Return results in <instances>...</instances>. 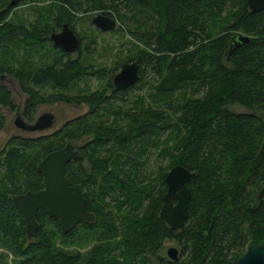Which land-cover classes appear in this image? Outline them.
I'll list each match as a JSON object with an SVG mask.
<instances>
[{
    "label": "trees",
    "instance_id": "obj_1",
    "mask_svg": "<svg viewBox=\"0 0 264 264\" xmlns=\"http://www.w3.org/2000/svg\"><path fill=\"white\" fill-rule=\"evenodd\" d=\"M22 1L0 6V104L14 107L2 81L10 74L25 95L22 118L32 119L45 100L83 102L88 110L45 134H12L0 149V242L17 256L15 264H235L249 244L264 242V199L252 203L264 180V9L251 11L245 0H85L109 9L104 13L123 21L141 43L122 60L138 64V79L127 88L143 83L142 65L157 76L151 103L137 96L128 109L113 110L108 99L127 88L52 97L39 90L64 89L85 74L103 73L81 62L79 44L72 57L49 39L63 22L72 28L80 0H56L48 8L50 22L28 26L7 18ZM236 33L247 39L227 49ZM44 42L64 59L19 64L16 48L36 51ZM100 108L114 121L96 118ZM86 130L91 137L78 158L66 161L63 177L80 185L94 219L62 231L56 217L38 208V227L28 237L11 195L41 188L36 162ZM148 146L167 164L140 175ZM176 163L194 171L186 181L190 195L181 228L158 214L163 176ZM78 229L94 238L84 252L55 246L56 236L70 243ZM165 238L178 243L183 258L158 254ZM0 264L8 263L0 257Z\"/></svg>",
    "mask_w": 264,
    "mask_h": 264
},
{
    "label": "rangeland",
    "instance_id": "obj_2",
    "mask_svg": "<svg viewBox=\"0 0 264 264\" xmlns=\"http://www.w3.org/2000/svg\"><path fill=\"white\" fill-rule=\"evenodd\" d=\"M7 0H0V6L3 5ZM56 0H23L22 2L13 6L8 14L7 18L13 19L18 22H22L25 25L41 24L52 18L53 13H50L48 8H50ZM79 9H72L74 18L72 20V28L79 37V56L81 62L84 64H91L93 70L102 69V75H97L95 73L85 74L81 78H78L69 85L67 88H56L51 89L49 87L40 88V92L44 96L52 97L56 92L61 91L69 94L76 93H88L89 91L99 90L104 93L110 92L111 87V76L118 69L119 63L134 54L141 45L140 41L133 38L123 21H118L116 19L115 27L109 30H100L95 27L90 18L94 13H104L109 12V9H102L97 6L91 5L88 1L80 0ZM107 14V13H104ZM51 20L49 19V22ZM123 25H122V24ZM59 29V28H58ZM56 29V30H58ZM14 54L17 57L19 64L24 62L31 63L36 66L39 64H45L52 62L54 60L60 61L64 59L61 51L57 48L50 47L46 42H44L36 51H29L24 49L16 48ZM71 56H75L74 52L70 53ZM28 60V61H27ZM144 68L143 76L141 82L138 86H132L125 89L124 92L117 93L118 96L110 97L107 101V105L110 109H128L133 104V99L140 96L143 97L145 102L151 103V99L148 92L151 89V84H154L157 76L156 73L149 68V65H142ZM2 81L8 85L11 92V99L14 107H9L7 105L0 104V115L2 121L0 122V149L3 148L7 138L12 134L21 135H38L48 133L56 128H58L65 120L80 115L88 110V105L86 103H72L64 102L60 100L53 101H43L35 106V110L32 116H35L38 112L42 110H52L56 115V121L53 125L42 131H22L14 127L12 124V119L15 117L16 113L21 115L22 104L25 95L21 92L16 79H14L10 74L4 76ZM107 105H103L107 107ZM17 106L18 110H15ZM231 108L236 111L245 110L242 106L238 104L231 105ZM96 118L104 119L108 122L114 121V117L105 108L98 109L96 111ZM24 119V117H23ZM31 121V119H25ZM91 137L90 130H86L76 142L82 143L87 141ZM156 150L154 147L148 146L145 154L143 155V165L139 169V174H149L156 171V168H160L167 164V159L165 157L155 156ZM159 166V167H158ZM50 225V224H48ZM94 242L92 235L78 229L74 236L73 241L70 243L63 242L58 236L55 237V246L68 250H79L84 252L90 244ZM173 245L178 249V256L182 257L184 253H180V248L178 243L171 238L163 239L161 247L158 250V254L167 257L165 254V249L167 246ZM0 257L3 261L8 264H15L17 256L9 249L6 248L4 244L0 242Z\"/></svg>",
    "mask_w": 264,
    "mask_h": 264
},
{
    "label": "water",
    "instance_id": "obj_3",
    "mask_svg": "<svg viewBox=\"0 0 264 264\" xmlns=\"http://www.w3.org/2000/svg\"><path fill=\"white\" fill-rule=\"evenodd\" d=\"M16 0H10L14 3ZM251 11L264 9V0H245ZM91 23L100 30L113 29L115 20L104 13H94ZM52 45L65 52H74L79 39L74 30L65 22L58 30L49 34ZM247 39V35L236 33L229 39L228 48L239 40ZM138 79V64L135 60L121 61L118 69L111 76L113 89H123L132 85ZM56 121L52 110L38 112L32 121H27L16 113L12 124L22 131H41L47 129ZM80 156L79 144L71 139L63 145L44 154L35 164L36 170L42 175L43 186L37 190H26L22 193L12 194L11 200L24 220L27 236H31L38 227L35 212L38 208L48 216L57 218L62 231H66L78 222H90L94 214L84 206V196L78 183L67 184L63 177L66 161ZM193 170L176 163L171 165L163 176L165 191L162 194L158 214L172 228H181L187 216V201L190 195L186 181ZM264 198V180L261 181L253 195L252 203L256 204ZM166 256L171 260L178 259V249L169 245L165 249ZM235 264H264V242L249 244L244 252L238 256Z\"/></svg>",
    "mask_w": 264,
    "mask_h": 264
},
{
    "label": "flooded vegetation",
    "instance_id": "obj_4",
    "mask_svg": "<svg viewBox=\"0 0 264 264\" xmlns=\"http://www.w3.org/2000/svg\"><path fill=\"white\" fill-rule=\"evenodd\" d=\"M3 79H4V77H3ZM112 89H113V88H112V85H111L110 90H112ZM15 110H16V111L18 110L17 106L15 107ZM34 117H35V116L32 117L31 121L34 119ZM24 119H25V118H24ZM27 121H28V120H27ZM44 130H45V129H44ZM41 131H42V130H41ZM87 140H88V139H87ZM75 142H76V141H75ZM85 142H86V141H85ZM77 143L79 144V150H80V146H81L82 143H79V142H77ZM261 199H264V198H261ZM161 203H162V202H161Z\"/></svg>",
    "mask_w": 264,
    "mask_h": 264
},
{
    "label": "built area",
    "instance_id": "obj_5",
    "mask_svg": "<svg viewBox=\"0 0 264 264\" xmlns=\"http://www.w3.org/2000/svg\"><path fill=\"white\" fill-rule=\"evenodd\" d=\"M115 20V22H116V19H114Z\"/></svg>",
    "mask_w": 264,
    "mask_h": 264
}]
</instances>
